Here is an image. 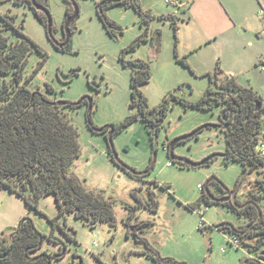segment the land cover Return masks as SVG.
I'll list each match as a JSON object with an SVG mask.
<instances>
[{
    "label": "rangeland",
    "instance_id": "rangeland-1",
    "mask_svg": "<svg viewBox=\"0 0 264 264\" xmlns=\"http://www.w3.org/2000/svg\"><path fill=\"white\" fill-rule=\"evenodd\" d=\"M44 1V0H39ZM176 5L165 0L159 1L162 10L177 15L176 22L164 19L161 15L150 20L151 35L160 32V43L157 45L150 38L135 50L127 52L126 59L141 58L151 66L150 82L143 84L141 90L148 99L150 107H160L170 98L162 126L157 129L148 126L140 117L121 133L114 137V144L120 160L144 172L157 152L156 162L150 173L144 176H134L125 167L116 163L108 149L107 139L103 134L90 130L86 122L87 106L84 104L77 110H70L72 122L77 126L81 143V154L74 161L71 172L83 181L89 190L102 192L114 200V210L117 223H100L91 228L73 215L60 218L62 229L53 228L49 218L58 214V206L53 194L40 199L39 209H30L25 201L15 193L0 188V234L9 227H15L23 217H31L36 227L44 234V249L53 253L61 251L65 245L66 253L61 258H54L52 264H157L147 251L146 241L127 237V220L131 207L139 206L134 221H149L145 237L159 250L162 257H171L186 264H204L211 248L208 235L204 227L228 222L234 226L245 224L233 209L223 204H211L206 208L202 195L208 180L216 176L230 190L238 186L243 173L239 162L230 165L223 164L224 158L219 157L210 165L201 167H185L173 160L164 145L174 138L192 132L206 124H221L210 126L196 134L191 139L176 146L177 154L187 156L193 160H201L214 152H227L225 144L228 126L220 121L223 106L213 109H199L186 106L174 100L171 95L190 101L199 100L206 91L213 87L215 90L227 82L221 79L210 81L209 72H223V77L236 75L239 80L247 84L252 80L263 91L264 69L261 59L253 65L252 70H246L252 63L245 48L251 49V36H240L237 30H230L222 26L224 33L218 40L205 44L204 47L191 50L190 25H186V10L181 6L182 0H171ZM17 0L0 2V11L7 14H17L13 18L16 24L25 23V32L31 36L49 55L44 67L34 76L30 87L47 91V84L56 90L58 99L77 101L83 96L94 98L95 112L93 119L97 126H105L122 122L127 116L139 114L138 107L131 105L132 99V69L124 64L121 55L124 49L142 32L146 24L142 23L139 13L134 8L114 6L107 10L110 19L122 27V34L112 36L99 14L100 0H78L80 14L72 23V48L62 51L55 47L47 33V27L38 19L30 7L16 4ZM49 9L53 17V34L59 41L65 40L64 25L67 19L68 2L66 0H48ZM260 7L252 16L251 21L264 23L259 15ZM186 9V10H185ZM72 13V10H71ZM164 15V14H163ZM177 31L175 30V27ZM0 27L3 21L0 18ZM181 30L183 32L181 33ZM254 32V37L264 46V36L261 32ZM17 39L13 29L7 27V34ZM249 46V47H248ZM240 49V50H239ZM240 51L234 55L233 51ZM227 54L222 61V53ZM41 53L33 50L27 72L32 74L39 61ZM184 59L188 64L181 60ZM219 62V63H218ZM224 63V67L222 64ZM78 74L73 75V70ZM211 70V71H210ZM234 77V76H233ZM72 78L71 81H69ZM92 83V86L90 85ZM224 80V81H223ZM184 84H190L192 94L188 95L179 89ZM222 90V88L220 89ZM233 92V90H226ZM261 102V101H260ZM264 115V113H263ZM151 129V131L149 130ZM225 137V138H224ZM173 163L169 165V161ZM264 167V166H263ZM263 168L246 173L237 192L241 201L245 194L253 189L257 179H263ZM159 182L160 185H157ZM171 184L161 187V184ZM151 188V189H149ZM209 188L212 193L221 195L218 184L211 182ZM152 190L159 200L158 210L152 211L145 205ZM139 198V200L137 199ZM141 201V202H139ZM199 203L196 209L188 207ZM205 210L203 216L200 210ZM203 227H200V226ZM71 228L76 236L71 238ZM212 252L207 264H240L244 257H253L255 251L249 246L256 243L257 236L247 235L245 243L239 248L230 244L233 236L229 229L211 230ZM55 238L57 240H55ZM64 248V247H63ZM242 264H247L243 261Z\"/></svg>",
    "mask_w": 264,
    "mask_h": 264
},
{
    "label": "trees",
    "instance_id": "trees-1",
    "mask_svg": "<svg viewBox=\"0 0 264 264\" xmlns=\"http://www.w3.org/2000/svg\"><path fill=\"white\" fill-rule=\"evenodd\" d=\"M17 1L20 4L28 3L30 6L32 5L31 0ZM66 1L69 4L66 13L68 17L74 11V3L78 5L79 3L78 0ZM43 3L49 8L48 0H44ZM98 5L101 6L99 9L100 17L108 32L114 37H118V34L123 32L122 27L107 15V10L114 6L134 8L141 15L142 23L146 24L145 31L131 42L121 55L124 64L131 67L133 71L131 105L138 107L139 114L129 115L122 122L112 124L115 127L114 137L139 117L148 126H154L159 132L169 107L170 98H167L160 107H150L141 86L150 82L151 66L141 58L127 60L125 55L147 41L150 36L159 45L160 32L151 35L150 31V20L155 16L150 11L144 10L139 0H100ZM32 9L38 19L47 27L46 14L34 7ZM0 17L5 25L13 28L23 36L22 39L11 41L10 36L3 32V28H0V188L17 194L30 209H36L37 211H40V199L43 196L53 194L58 206V214L54 218L48 219L53 228L59 227L62 229L60 218H64L66 222L67 217L70 215L82 220L93 229L98 224L105 222L116 225L117 218L112 197L102 192L89 190L77 174L71 172L74 161L81 154V143L79 130L71 120L70 110H77L87 103V95L77 101H64V99H55L39 89H30L28 87L30 80L44 67L49 55L35 40L23 32V26L14 23L13 18L15 16L0 12ZM161 17L176 22L174 16L162 15ZM177 28L176 26V31ZM47 33L50 36L48 30ZM51 39L54 41V36ZM55 47L62 51H69L72 44L70 42L64 48H59L57 45ZM34 49L41 53L42 59L34 69L33 74L26 77L25 70ZM181 61L188 64L184 59ZM77 74L78 69L73 70L72 76ZM222 75L223 72L219 71V66L214 73H208L211 83L222 78L227 79V82L220 87L222 90H215L210 87L199 100L180 99L175 95H171V97L186 106L199 109H213L223 103L237 102L240 107V117L237 121L228 123L226 130L228 152L223 164L230 165L233 162H239L243 167V172L246 173L254 172L262 167L264 173V160L256 154L254 147L260 129V117L264 113L263 106L259 111L256 110L258 103L262 102V97L252 88L240 85L233 76L223 77ZM71 80L72 78L69 81ZM89 83H91L90 80ZM90 85L92 86V83ZM225 89L233 90V92H227ZM47 90L51 94H56V90L49 84H47ZM95 104L94 101L91 108L87 107L86 122L91 131L105 136L110 155L114 158L107 133L111 124L101 126L104 130L99 132L100 127L96 125L93 119ZM149 130L151 131V129ZM124 165L126 167H123L128 170V165L126 163ZM132 169L135 168L132 167ZM128 171L132 173L130 170ZM132 175L144 176L145 173H132ZM256 181L258 184L253 185V189L249 193L251 201L245 208L240 209L234 204L228 205L241 218L243 217L245 224L234 226V230L229 226L220 228L231 230L232 235L241 240V244H247L244 241L247 235L257 236L256 243L249 246L250 251H255L256 255L249 257L246 261L247 264H261V260H264V177L263 179L258 178ZM156 183L160 185L159 182ZM170 186L171 184H161V187ZM218 187L223 188L224 191H229L222 184H218ZM137 199L139 200V198ZM202 199L205 200L208 206L219 204L208 197L206 190L202 195ZM158 205L159 200L151 190L146 206L152 211H157ZM223 205L227 204L224 203ZM197 206H199V203L188 205L191 209H196ZM259 207L262 210L261 216L259 215ZM138 208L139 206L131 207L125 222L129 226L128 235L133 234L130 229V221L135 216ZM40 212L42 213V211ZM203 214L201 215L203 216ZM21 222H24L23 231L19 242L12 251L13 243H11L8 235L15 228H8L0 234V264H48L49 258L59 259L65 255L66 251L63 252L62 246L59 253L48 251L45 255L30 256V253L40 249L41 237H46V235L36 228L31 218L25 217L21 219ZM150 224L149 221H141L135 225L134 230L137 240L143 239L146 241L147 251H145V254L150 256L157 264H186L171 257H162L159 250L147 238L137 233V231L146 229ZM249 225L251 226L248 227ZM71 231L72 235L69 234V236L74 238L76 231L73 228H71ZM55 240L57 239L55 238ZM79 264H83V262Z\"/></svg>",
    "mask_w": 264,
    "mask_h": 264
},
{
    "label": "crops",
    "instance_id": "crops-1",
    "mask_svg": "<svg viewBox=\"0 0 264 264\" xmlns=\"http://www.w3.org/2000/svg\"><path fill=\"white\" fill-rule=\"evenodd\" d=\"M139 1L142 8L150 11L154 16H162L164 14L166 16L177 17V15L169 13V11L162 10L159 7L160 0ZM181 6L188 7L187 10L185 9V17L189 19L186 25H190V28L193 30L190 34V43H188L191 50L200 49L206 43L209 44L214 40H218L224 33V30L221 31V27L227 26L230 30H237L239 32L237 34L240 36H251L249 39L251 49L245 48V50L252 63L246 70H252L253 65L256 66L258 64V59H261V61L264 59V46L261 47L259 40L254 37V32H257V30L262 35L264 23L259 22V24H256L251 21L252 16H255L256 11H258V6H264V0H182ZM182 32L183 30H181ZM232 53L238 55L240 51L234 50ZM225 54L222 53L221 55L223 62L228 53L225 52ZM222 66L224 67V63ZM233 76L240 85L252 88L258 94L259 92L263 93L260 87L252 80H249L247 84L245 81L239 80L236 75ZM261 97V106L264 108V95L262 94Z\"/></svg>",
    "mask_w": 264,
    "mask_h": 264
},
{
    "label": "water",
    "instance_id": "water-1",
    "mask_svg": "<svg viewBox=\"0 0 264 264\" xmlns=\"http://www.w3.org/2000/svg\"><path fill=\"white\" fill-rule=\"evenodd\" d=\"M2 1V0H1ZM32 1V5L37 9V10H41L43 11L45 14H46V17H47V30L50 34V36L53 38L54 35L53 34V17H52V14L50 12V9L48 7H46L44 4L38 2V0H31ZM101 8V6H99V9ZM80 14V6L77 4V3H74V11L73 13L67 17L66 19V22H65V25H64V33H65V40L63 42H60V41H55V44L57 46H59L60 48H64L66 47L71 39H72V23L76 20V18L79 16ZM55 38V37H54ZM181 92L183 93H186L188 95H191L192 94V87L190 84H184L183 86L180 87L179 89ZM89 101V108L92 107L93 105V97L92 96H89L87 95L86 97ZM66 101V100H64ZM64 103V102H63ZM261 103L262 102H259L258 103V107L256 108L257 111L260 110L261 108ZM210 126H221V124H206V125H203V126H200L199 128L195 129L194 131L192 132H189V133H186V134H183V135H180L176 138H174L171 142H170V151H169V155L170 157L175 160L176 162H182L184 164H187L189 165L190 167H201V166H206V165H209L211 164L212 160H214L216 157H224L227 155V153H224V152H214L208 156H206L205 158L201 159V160H193L187 156H183V155H180V154H177L175 152V148L176 146L178 145V143L182 140H188V139H191L192 137H194L199 131L205 129V128H208ZM99 132H102L104 130L103 127H100L99 129ZM114 132H115V127L114 125H110V130L108 132V142H109V145H110V148H111V153L112 155L114 156V158L116 159V161L122 165V166H125L124 165V162L122 160H120L119 156H118V153H117V150L115 148V144H114ZM156 157H157V152L155 151L154 152V156L152 158V162L150 163V166L149 168H147L146 171L144 172H140V171H137L136 169H132L131 166H127L128 170H130L133 174H143V173H150L153 168H154V165H155V162H156ZM126 167V166H125ZM246 172H243L242 175H241V178L238 182V186L236 189L234 190H231V194L227 195V196H224V197H218L216 196L214 193L211 192L210 188H209V185L210 183L213 181V180H217L220 184H222V186L225 188V189H228L224 183L216 176H213L211 177L208 182L206 183L205 185V190H206V193L208 194V197L215 201V202H225V201H232V203L238 207V208H242L243 206H245L246 204H240L237 200V192L240 188V185L243 181V178L245 176ZM259 211H260V216L262 215V210L261 208L259 207ZM225 226H229L232 230H234V225L231 224V223H228V222H222V223H219L217 225H214V226H207L204 230L206 232V234L208 235V238H209V241H210V245H211V248L209 250V253L205 259V262L204 264H207L209 258H210V254L212 252V236H211V230L215 227L217 229H220L222 227H225ZM251 225H249L248 227H250ZM11 228V227H9ZM8 229V228H7ZM6 229V230H7ZM5 231V230H4ZM14 248V247H13ZM12 248V249H13ZM11 249V250H12ZM63 252H65V247H64V250ZM248 258L247 257H244L241 261H240V264L243 263V261H247ZM82 262V261H81ZM80 262V263H81ZM52 261L50 260L48 264H51Z\"/></svg>",
    "mask_w": 264,
    "mask_h": 264
},
{
    "label": "flooded vegetation",
    "instance_id": "flooded-vegetation-1",
    "mask_svg": "<svg viewBox=\"0 0 264 264\" xmlns=\"http://www.w3.org/2000/svg\"><path fill=\"white\" fill-rule=\"evenodd\" d=\"M2 1H7V0H2ZM0 2H1V0H0ZM38 2H40V3H42V4H44L43 3V1L41 2V1H39L38 0ZM31 3H32V1H31ZM16 4H20V3H18V1L16 2ZM24 4V3H23ZM29 7H30V9L33 11V5H29L28 3H26ZM35 8V7H34ZM39 11H41V10H39ZM1 12V11H0ZM43 12V11H42ZM3 13V12H2ZM33 13H34V11H33ZM35 14V13H34ZM11 15V14H10ZM13 16H15L16 18H17V14H13ZM1 18V17H0ZM3 21V20H2ZM24 21L25 20H23V22L21 23V24H16L15 22V24L16 25H19V26H23V28H22V30H23V32L25 33V34H27L26 32H25V23H24ZM7 25H5V23H4V21H3V27H0V28H3V32L6 34V35H9L10 36V33L8 32V34H7ZM13 29V28H12ZM13 33H15L16 35H18V37H17V39H14L13 37H12V35H11V37H10V40L11 41H17L18 39H22L23 38V36L22 35H20L19 33H17L14 29H13ZM28 35V34H27ZM31 37V36H30ZM32 38V37H31ZM51 38V37H50ZM33 39V38H32ZM34 40V39H33ZM52 40V39H51ZM57 40V39H56ZM56 40H54L53 42H54V45H56L55 44V41ZM57 41H59V40H57ZM60 42H63V41H60ZM59 47V46H58ZM60 48V47H59ZM31 56V55H30ZM30 58V57H29ZM29 63V62H28ZM28 65V64H27ZM27 68V67H26ZM36 68V67H35ZM27 70V69H26ZM25 70V76L26 77H29L30 75H32L33 74V72H32V74H29L27 71ZM34 79V77L30 80V82H29V84H28V87L30 88V89H32V90H37V89H33V88H31L30 87V84H31V82H32V80ZM47 86V85H46ZM39 90H41L40 88H38ZM42 91V90H41ZM42 92H44V91H42ZM44 93H46L47 95H49V96H51V97H53V98H55V99H58L57 97H56V94H51V93H49L48 92V90L46 91V92H44ZM88 100V99H87ZM93 102H94V98H93ZM86 104V106L88 107L89 106V101L87 102V103H85ZM93 106V105H92ZM223 106V109L221 110V112H220V121L223 123V124H226L227 126H228V123L229 122H235V121H237L238 120V118L240 117V107H239V105H238V103L237 102H228V103H223L220 107H222ZM109 130H110V128L107 130V133L109 132ZM197 136V135H196ZM225 138V137H224ZM227 139V138H226ZM226 139H225V144H226ZM189 140V139H188ZM185 141H187V140H182V141H180L179 143H178V145L181 143V142H185ZM228 152V151H227ZM227 152H224V153H227ZM227 156V155H226ZM226 156H224L223 158H225ZM114 157V156H113ZM219 157H216L214 160H212V162H214L215 160H217ZM114 160L116 161V159L114 158ZM211 162V163H212ZM116 163H118L117 161H116ZM181 166H185V167H190L189 165H187V164H184V163H182V162H178ZM119 164V163H118ZM210 165V164H209ZM150 166V165H149ZM149 168V167H148ZM212 182H215L216 184H220L217 180H213ZM243 182V181H242ZM156 183V182H155ZM220 188V190H221V195H216V196H218V197H224V196H227V195H229V194H231V190L230 191H224L223 190V188H221V187H219ZM149 189H151V188H149ZM151 191V190H150ZM238 199V198H237ZM239 200V199H238ZM146 201H148V200H145V205H146ZM251 200L249 199V194H245V198H243V200H239V203L240 204H246L245 206H243L242 208H245L246 206H247V204L250 202ZM219 204H232L233 205V203H232V201H225V202H218ZM242 208H240V209H242ZM23 218H25V217H23ZM22 218V219H23ZM29 218H31V217H29ZM32 219V218H31ZM33 220V219H32ZM25 221V220H24ZM34 221V220H33ZM125 222H126V220H125ZM141 222V220H137L136 222L134 221V217H133V219L130 221V229H131V231L133 232V234L131 233L130 235H132L133 237H134V239H136V237H135V235H134V230H135V225L136 224H139ZM35 223V222H34ZM23 224H24V222H21V220H20V222H19V224L17 225V226H15V227H13V228H15V230L12 232V233H10L9 235H8V237L10 238V240H11V243H13V246H12V248L13 247H15L16 245H17V243L19 242V240H20V237H21V234H22V231H23ZM60 224H61V220H60ZM126 224V223H125ZM127 225V224H126ZM36 226V225H35ZM61 226V225H60ZM64 226H67V219H66V222H65V219H64ZM62 227V226H61ZM37 228V227H36ZM38 229V228H37ZM128 229H129V226L127 225V232H128ZM39 230V229H38ZM40 231V230H39ZM41 232V231H40ZM42 233V232H41ZM137 233L139 234V235H141V236H145L146 234H147V231L144 229V230H141V231H137ZM44 234V233H43ZM46 235V234H45ZM130 235H128L127 234V237H129ZM45 238L46 237H41V241H40V249L38 250V251H35V252H32V253H30V256H32V257H35V256H37V255H45L46 254V252H48V250H46V249H44V241H45ZM63 247H65L64 245H63ZM11 248V249H12ZM14 249V248H13ZM12 249V250H13ZM66 247H65V251H66ZM11 250V251H12ZM63 250H64V248H63ZM26 252H27V250H26ZM49 252H51V251H49ZM51 253H53V252H51ZM59 253V252H58ZM10 254V253H9ZM53 259L54 258H49V261L51 260L52 261V263H53ZM49 261H48V263H49ZM51 263V264H52Z\"/></svg>",
    "mask_w": 264,
    "mask_h": 264
},
{
    "label": "built area",
    "instance_id": "built-area-1",
    "mask_svg": "<svg viewBox=\"0 0 264 264\" xmlns=\"http://www.w3.org/2000/svg\"><path fill=\"white\" fill-rule=\"evenodd\" d=\"M168 3H172L173 5H176V2H172L171 0H165ZM259 14L261 16L264 17V6L260 7V11ZM262 35L264 36V30L262 31ZM261 64L263 65V69H264V59H262ZM255 152L256 154L264 160V115H262L260 117V129H259V133L257 136V140L255 143ZM164 148L167 150V152L169 153L170 151V141L167 142V144L164 145ZM173 163L172 160L169 161V165H171ZM201 188H204V186L202 185ZM209 206L206 205V208H208ZM205 210H200V214H203ZM230 244L236 248H239L242 244H241V240L237 237V236H232L230 238ZM261 264H264V260H261Z\"/></svg>",
    "mask_w": 264,
    "mask_h": 264
}]
</instances>
